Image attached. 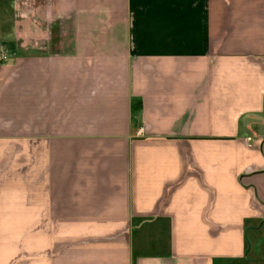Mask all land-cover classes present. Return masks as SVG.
<instances>
[{
  "label": "crops",
  "instance_id": "crops-1",
  "mask_svg": "<svg viewBox=\"0 0 264 264\" xmlns=\"http://www.w3.org/2000/svg\"><path fill=\"white\" fill-rule=\"evenodd\" d=\"M0 47V264H264V0H0Z\"/></svg>",
  "mask_w": 264,
  "mask_h": 264
},
{
  "label": "built area",
  "instance_id": "built-area-1",
  "mask_svg": "<svg viewBox=\"0 0 264 264\" xmlns=\"http://www.w3.org/2000/svg\"><path fill=\"white\" fill-rule=\"evenodd\" d=\"M9 59V52L0 47V62H5ZM143 128H140L139 133L141 134Z\"/></svg>",
  "mask_w": 264,
  "mask_h": 264
},
{
  "label": "rangeland",
  "instance_id": "rangeland-1",
  "mask_svg": "<svg viewBox=\"0 0 264 264\" xmlns=\"http://www.w3.org/2000/svg\"><path fill=\"white\" fill-rule=\"evenodd\" d=\"M11 57H10V54H9V59H10ZM9 59L7 60V61H5V62H0V64H2V63H7L8 61H9Z\"/></svg>",
  "mask_w": 264,
  "mask_h": 264
},
{
  "label": "trees",
  "instance_id": "trees-1",
  "mask_svg": "<svg viewBox=\"0 0 264 264\" xmlns=\"http://www.w3.org/2000/svg\"><path fill=\"white\" fill-rule=\"evenodd\" d=\"M137 108H138V106H137Z\"/></svg>",
  "mask_w": 264,
  "mask_h": 264
}]
</instances>
